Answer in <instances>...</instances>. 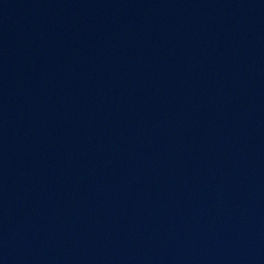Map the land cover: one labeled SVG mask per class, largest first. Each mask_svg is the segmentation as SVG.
Masks as SVG:
<instances>
[{"label": "water", "instance_id": "water-1", "mask_svg": "<svg viewBox=\"0 0 264 264\" xmlns=\"http://www.w3.org/2000/svg\"><path fill=\"white\" fill-rule=\"evenodd\" d=\"M0 264H264V0H0Z\"/></svg>", "mask_w": 264, "mask_h": 264}]
</instances>
